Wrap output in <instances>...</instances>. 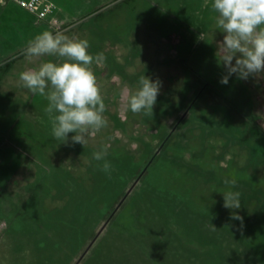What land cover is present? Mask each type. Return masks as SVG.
Masks as SVG:
<instances>
[{
  "label": "rangeland",
  "instance_id": "rangeland-1",
  "mask_svg": "<svg viewBox=\"0 0 264 264\" xmlns=\"http://www.w3.org/2000/svg\"><path fill=\"white\" fill-rule=\"evenodd\" d=\"M53 1L61 32L99 57L108 126L84 146L53 138L48 101L18 78L38 63L27 42L55 31L14 1L0 6V264H264V77L220 83L212 0ZM143 74L160 82L147 123L126 107ZM103 144L110 178L92 159ZM225 179L240 209L223 206Z\"/></svg>",
  "mask_w": 264,
  "mask_h": 264
},
{
  "label": "clouds",
  "instance_id": "clouds-1",
  "mask_svg": "<svg viewBox=\"0 0 264 264\" xmlns=\"http://www.w3.org/2000/svg\"><path fill=\"white\" fill-rule=\"evenodd\" d=\"M211 9L216 13V29L224 34L216 52L218 63L225 69L220 83L228 84L232 75L242 80L264 77V0H212ZM88 48L87 39L46 30L30 39L23 49L27 61L38 63L19 73V86L32 95L46 98L44 111L51 123L52 136L61 143H67L69 134L73 133L71 141L84 146L108 126L104 96L92 70L99 57L89 54ZM44 57L56 59L44 60ZM159 91L160 82L143 74L136 89L126 96L127 109L133 114L152 115ZM108 147L103 144L93 152L92 159L103 161L98 167L110 178ZM244 162L241 159V165ZM224 184L229 190L222 192L223 206L240 209L241 193L232 190L237 181L225 179ZM232 219L242 223L243 218L233 211Z\"/></svg>",
  "mask_w": 264,
  "mask_h": 264
},
{
  "label": "built area",
  "instance_id": "built-area-1",
  "mask_svg": "<svg viewBox=\"0 0 264 264\" xmlns=\"http://www.w3.org/2000/svg\"><path fill=\"white\" fill-rule=\"evenodd\" d=\"M9 1H14L18 5L26 8L37 15L38 19H46L50 27L56 31H62L64 20L60 17V8L53 0H0V6ZM6 222L0 221V233L6 227Z\"/></svg>",
  "mask_w": 264,
  "mask_h": 264
},
{
  "label": "water",
  "instance_id": "water-1",
  "mask_svg": "<svg viewBox=\"0 0 264 264\" xmlns=\"http://www.w3.org/2000/svg\"><path fill=\"white\" fill-rule=\"evenodd\" d=\"M193 105V103L191 104V106ZM191 106L180 116V119L178 122H176V125L172 128V130L169 132V134L167 135V137L163 140V142L161 143V145L159 146V148L155 151V153L153 154V156L151 157V159L149 160L147 166L144 168V170L139 174V176L136 178V180L133 182V184L131 185V187L127 190L125 196L120 200L118 206L116 209L119 208V206L123 203V201L126 199V197L130 194V192L133 190V188L136 186V184L140 181L141 177L143 176V174L145 173V171L147 170L148 166L153 162V160L155 159V157L159 154V152L161 151V149L164 147L165 143L168 141V139L172 136V134L174 133V131L176 130L177 126L180 124V122L185 118V116L188 114V112L190 111Z\"/></svg>",
  "mask_w": 264,
  "mask_h": 264
},
{
  "label": "trees",
  "instance_id": "trees-1",
  "mask_svg": "<svg viewBox=\"0 0 264 264\" xmlns=\"http://www.w3.org/2000/svg\"><path fill=\"white\" fill-rule=\"evenodd\" d=\"M13 61H14V60H13ZM7 63H10V62H7ZM147 117H148L147 115H144V114H142V113H140V114H135V115L133 116V121L140 122V119H144V120L146 121V123H147V122L150 120V119H148ZM135 119H136V120H135ZM121 122H122V120H121ZM122 124H123V122H122ZM126 124H127V123H126ZM126 124H124V125H125V128L127 129V125H128V124H127V125H126ZM130 136H131V139H133V138H135V137H136L135 139H138V137H137L138 135H133V134L130 133ZM142 138L146 139V136L143 135ZM142 138H140V139L143 140ZM135 139H134V140H135ZM164 139H165V137H164ZM164 139H163V140H164ZM169 139H170V138H169ZM138 140H139V139H138ZM146 140H147V139H146ZM163 140H162V142H163ZM141 142H142V141H141ZM162 142H161V143H162ZM152 156H153V154H152ZM152 156H151V157H152ZM151 157H150V158H151ZM155 158H156V157H155ZM154 160H155V159H154Z\"/></svg>",
  "mask_w": 264,
  "mask_h": 264
},
{
  "label": "crops",
  "instance_id": "crops-1",
  "mask_svg": "<svg viewBox=\"0 0 264 264\" xmlns=\"http://www.w3.org/2000/svg\"><path fill=\"white\" fill-rule=\"evenodd\" d=\"M1 162H2V159L0 158V164H1Z\"/></svg>",
  "mask_w": 264,
  "mask_h": 264
}]
</instances>
